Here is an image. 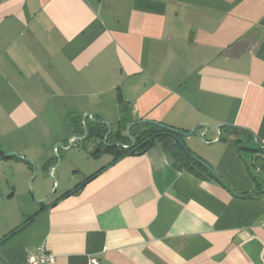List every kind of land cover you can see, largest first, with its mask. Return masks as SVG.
<instances>
[{"label":"crops","instance_id":"crops-1","mask_svg":"<svg viewBox=\"0 0 264 264\" xmlns=\"http://www.w3.org/2000/svg\"><path fill=\"white\" fill-rule=\"evenodd\" d=\"M92 118L123 136L207 125L184 142L230 191L177 170L171 136L113 163L91 152L107 157L84 178L102 170L43 210H13L22 185L0 178V264L40 246L44 264H264V0H0V164L54 165L82 122L100 140Z\"/></svg>","mask_w":264,"mask_h":264},{"label":"rangeland","instance_id":"rangeland-1","mask_svg":"<svg viewBox=\"0 0 264 264\" xmlns=\"http://www.w3.org/2000/svg\"><path fill=\"white\" fill-rule=\"evenodd\" d=\"M56 124L57 123H52L53 126ZM126 130V139L130 140V135L127 134ZM6 141L9 142L8 140ZM111 142V137L107 138V142L101 139L99 140V138L77 141V143H79L78 148L72 147L68 150L63 146L65 144L64 141L55 143L53 145L55 146V150H52L53 157L60 156L61 159L60 164L53 172L54 179L58 181V186L55 190L54 187L56 183L50 179L48 168L46 167L43 169L34 158L30 157V159L35 162V168L31 167V170L21 171L15 166L0 164V178H6L9 181L15 179L14 182L19 179L17 182H20V185H22V187L19 186L20 191H18V194L10 202V207L13 210L21 209L22 211L30 212L34 205H40L41 201L51 195V193L52 198L60 193L63 188H68L80 182L84 178V174L96 170L105 161V157H107L103 156L101 160L96 161L90 153L96 151L98 148L104 149L105 146L111 144ZM201 143L203 142L201 141ZM49 146V143H45L44 149H48ZM31 154H33L34 157L36 156L34 153ZM256 175L261 177L257 171Z\"/></svg>","mask_w":264,"mask_h":264},{"label":"trees","instance_id":"trees-1","mask_svg":"<svg viewBox=\"0 0 264 264\" xmlns=\"http://www.w3.org/2000/svg\"><path fill=\"white\" fill-rule=\"evenodd\" d=\"M159 124H162V123H159ZM141 125H147V126H149V128L148 129L137 130V131H132L133 127L141 126ZM163 125H165V124H163ZM135 126H133L131 128V130H130V134L132 136L136 137L135 138V143L129 149L114 145L116 142H121V143H123L125 145L130 144V140H127L126 136L121 135L119 131H114V132L112 131L107 136V138L111 137L112 141H113V145H107L104 148L105 152L111 153L113 155V160H112L111 163L115 162L117 159H119V158H121L122 156H125V155H132V154L136 155V154L143 153L147 148H149L153 144L154 140L157 139V138H162L164 136H171L173 138V135H171L169 130L164 129V128H162V127H160L158 125H155V124H151V123L145 122V123H142V124H137ZM102 127H104V126H102ZM106 131H107V129H106ZM106 131L100 135V139L101 140L103 139V135L106 133ZM91 135H92V130L89 129V135H88L87 139H89ZM175 136L178 137V138L181 137L178 134H176ZM107 138H106V142H107ZM125 142H127V143H125ZM97 150L94 151L93 153L95 154V152H97ZM169 154H170V157L172 159L173 166L177 170H187V171L193 173L195 176H197L199 178H204V177H207V176H211V174L204 167H202V165H200L199 163L195 162L194 160H192L187 155L185 150L182 148V146L178 143V141L176 139H174V143H173L172 147L169 150ZM101 170H98V171L94 172L93 174H91L88 177H85L83 181H81L80 183L76 184L69 191L65 192L62 195V197L67 196L69 194L77 193L89 179L94 177Z\"/></svg>","mask_w":264,"mask_h":264},{"label":"water","instance_id":"water-1","mask_svg":"<svg viewBox=\"0 0 264 264\" xmlns=\"http://www.w3.org/2000/svg\"><path fill=\"white\" fill-rule=\"evenodd\" d=\"M85 116H83L82 118L84 119ZM94 123H97V124H100V125H103V126H106L107 127V132L103 135V141L106 142V138L107 136L112 132V128H111V125L105 121H97L95 119H91ZM145 122H148V123H151V124H155V125H158L164 129H167L170 131L171 135H173V138L176 139L178 141V143L182 146V148L185 150V152L187 153V155L192 159L194 160L195 162L199 163L200 165H202V167H204L221 185H223L226 189H228V187L220 180V178L215 174V172L206 164L204 163L201 159H199L194 153H192L190 151V149L186 146L185 142H184V138L187 137V136H190V135H193L194 132L196 131L197 128H199L200 126L201 127H204L205 130H207V125L203 124V125H199L198 127L192 129L191 131L189 132H184V131H181L179 129H176V128H173V127H169L167 125H163V124H159L157 122H154V121H148V120H139V121H136V122H133L131 123L128 127H127V134L130 135V144H123L121 142H116L114 145L115 146H119V147H123V148H131L134 143H135V138L134 136H132L130 134V130L133 126L137 125V124H142V123H145ZM223 125H218L217 126V131L222 128ZM82 131H83V135L81 136H78L76 133H73L70 138L68 139V143L66 145H63L65 146L66 150L72 148V147H75L76 146V143L77 141H85V140H88L87 137L89 135V129L86 127L85 123L82 122ZM178 134L180 135L181 137L178 138L176 137L175 135ZM204 133L201 135V141L203 143H205V140H204ZM221 137V135L218 133V136H217V139L216 140H219ZM93 138V135L90 136L89 139H92ZM96 138H99V136L96 135ZM58 146V145H57ZM56 146V147H57ZM9 156H15L17 158H21L27 162H29L31 164V167L35 168V162L30 159V158H25V157H22L20 156L19 154L17 153H7L5 155H3V158H6V157H9ZM256 157H260L262 159H264V155L263 154H260V153H254L252 155V164L254 165V167L256 168V171L262 176L264 177V172L257 166V160H256ZM55 160H56V164L54 165H50V166H47L48 168V173H49V177L50 179L55 182V187H54V190L56 189V187L58 186V181L56 179H54L53 177V172L54 170L58 167V165L60 164V156H55L54 157ZM1 159V158H0ZM229 190V189H228ZM230 191V190H229ZM51 196H52V193L51 195H49L48 197H46L45 199H43L41 201V203H45L47 202L48 200L51 199Z\"/></svg>","mask_w":264,"mask_h":264},{"label":"built area","instance_id":"built-area-1","mask_svg":"<svg viewBox=\"0 0 264 264\" xmlns=\"http://www.w3.org/2000/svg\"><path fill=\"white\" fill-rule=\"evenodd\" d=\"M54 259L53 254L45 252L43 247L40 246L35 255H31L26 259V264H44L46 262H53ZM88 264H99V261L96 257H90Z\"/></svg>","mask_w":264,"mask_h":264},{"label":"flooded vegetation","instance_id":"flooded-vegetation-1","mask_svg":"<svg viewBox=\"0 0 264 264\" xmlns=\"http://www.w3.org/2000/svg\"><path fill=\"white\" fill-rule=\"evenodd\" d=\"M109 145H113V141L111 142V144H109ZM48 202V201H47ZM46 204V202L45 203H41L40 205H41V209L43 210L44 209V206H46L45 205ZM48 206V205H47Z\"/></svg>","mask_w":264,"mask_h":264}]
</instances>
